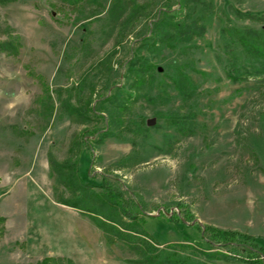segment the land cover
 Instances as JSON below:
<instances>
[{"label": "rangeland", "instance_id": "1", "mask_svg": "<svg viewBox=\"0 0 264 264\" xmlns=\"http://www.w3.org/2000/svg\"><path fill=\"white\" fill-rule=\"evenodd\" d=\"M178 1L0 0V44L14 48L0 50V264H129L142 231L158 248L186 239L181 255L243 264L205 258L201 225L264 245V78L227 79L220 38L222 26H264V0L187 1L194 33L148 53L152 79L129 87L127 59ZM175 67L194 88L188 97L172 87ZM84 103L93 113L69 114ZM50 160H73L79 186L116 199L117 227L133 223L132 241L80 211L91 202Z\"/></svg>", "mask_w": 264, "mask_h": 264}, {"label": "trees", "instance_id": "2", "mask_svg": "<svg viewBox=\"0 0 264 264\" xmlns=\"http://www.w3.org/2000/svg\"><path fill=\"white\" fill-rule=\"evenodd\" d=\"M189 0H179L178 7L175 9H159L157 18L153 21L149 33L144 36L136 50L126 61L124 79L129 80V87L139 90L147 84L153 77V64L149 61V54L158 55L163 47L175 48L183 40L188 38L187 34L195 29L194 22H185L187 14L183 13L186 2ZM240 17L239 13H236ZM242 16L253 19L250 14ZM200 29L199 27H196ZM202 32H198L199 34ZM220 38L222 39L226 53V66L224 75L231 82L243 81L248 78H264V26L252 28L246 25L222 26L220 29ZM14 49L10 42L0 44V50ZM140 50L146 53L140 54ZM171 74H168L172 87L182 98L188 97L193 92L191 82L182 69L172 68ZM262 77V78H261ZM187 91V92H186ZM115 94V93H114ZM49 97V96H47ZM133 99L130 96L128 99ZM115 97L108 96L104 100H111ZM69 114L79 116L85 115L84 112L93 113V108L84 103L82 106L71 107ZM106 131V130H105ZM105 132L102 133L104 135ZM87 134H81V138ZM83 142V141H81ZM50 165L57 171V179L61 184L69 185V190L73 194L76 191H83L82 196L91 203L80 209L89 219L100 229L111 234L118 239L132 241L134 233L133 223L126 224L124 228L117 227L120 219L124 215L118 207V201L107 193H97L92 190L85 191L77 183L76 166L73 160L56 163L50 160ZM90 187L92 185H89ZM85 192V193H84ZM63 205L77 208L74 201L62 200ZM173 218V217H172ZM200 237L204 239L205 245L220 246L226 252H208L202 251V255L209 259H222L226 261H238L243 264H264V245L257 242L246 233L237 230L219 229L212 225H201L198 227ZM144 240L131 242V248L135 250L139 258L127 260L129 264H209L205 261L196 260L189 256L181 255L187 245L188 240L182 242L166 243L158 248L151 242L145 232H140ZM148 239V240H145ZM190 247V246H189ZM238 252L242 253L241 255ZM37 264H56L54 258L43 257ZM62 264H74L70 259H64Z\"/></svg>", "mask_w": 264, "mask_h": 264}, {"label": "water", "instance_id": "3", "mask_svg": "<svg viewBox=\"0 0 264 264\" xmlns=\"http://www.w3.org/2000/svg\"><path fill=\"white\" fill-rule=\"evenodd\" d=\"M150 121H151V120H147L146 124H150V123H151Z\"/></svg>", "mask_w": 264, "mask_h": 264}]
</instances>
